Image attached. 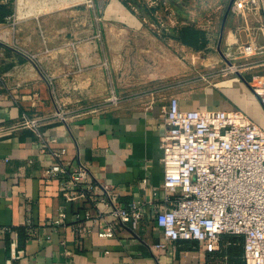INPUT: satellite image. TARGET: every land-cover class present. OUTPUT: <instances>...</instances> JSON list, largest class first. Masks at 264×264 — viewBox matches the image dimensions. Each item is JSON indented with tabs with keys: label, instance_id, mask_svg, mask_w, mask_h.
Segmentation results:
<instances>
[{
	"label": "crops",
	"instance_id": "obj_1",
	"mask_svg": "<svg viewBox=\"0 0 264 264\" xmlns=\"http://www.w3.org/2000/svg\"><path fill=\"white\" fill-rule=\"evenodd\" d=\"M7 4L13 18L0 20V126L15 124L22 113L50 117L57 105L66 107L68 118H50L40 127L41 136L64 147L72 164L84 161L95 176L110 181L122 202L140 199L146 206L137 237L121 230L107 239L94 232L79 235L67 223L52 230L48 222L56 211L69 214L79 205L63 199L57 179H44L53 162L49 148L42 149L30 130L14 129L0 136V264H243L240 237L227 234L219 249L195 240L152 249L162 238L149 217V202L162 180L159 139L168 97L176 96L185 108H240L260 121L261 105L245 82L219 88L221 94L208 88L203 95L186 93L178 76L189 68L193 46L178 33L146 34L145 20L117 0L105 5L101 18L94 6L88 5L83 19L81 8L73 10L78 17L71 35L60 9L74 6L71 1ZM239 24L237 15L227 13L221 27L229 48L246 38ZM70 39L72 50L66 47ZM167 40L184 55L165 48ZM254 71L264 74V66L245 71V79ZM92 106L102 108L76 114Z\"/></svg>",
	"mask_w": 264,
	"mask_h": 264
},
{
	"label": "built area",
	"instance_id": "obj_2",
	"mask_svg": "<svg viewBox=\"0 0 264 264\" xmlns=\"http://www.w3.org/2000/svg\"><path fill=\"white\" fill-rule=\"evenodd\" d=\"M86 2L94 6L95 1ZM228 13L239 17L246 36L234 48L236 57L243 59L238 65H243L244 72L264 66V0H232ZM11 18L12 14L5 17ZM27 56L36 59L33 54ZM241 80L261 105L260 121L240 108H185L174 95L162 108V180L158 189L152 188L155 198L149 202V217L162 239L152 243V249L189 240L219 249L221 235L227 234L241 238L243 264H264V74L254 71L248 80L243 76ZM109 101L116 103L118 97L111 95ZM59 106L50 117L22 113L15 124L0 126V136L14 129H28L36 135L53 159L44 179H57L63 199L79 205L69 214L56 211L48 222L50 228L67 223L79 235L94 232L107 239L117 237L121 230L137 237L146 202H122L110 181L95 176L84 161L72 164L65 158L64 147H53L54 138L41 136L40 127L50 118H68Z\"/></svg>",
	"mask_w": 264,
	"mask_h": 264
},
{
	"label": "rangeland",
	"instance_id": "obj_3",
	"mask_svg": "<svg viewBox=\"0 0 264 264\" xmlns=\"http://www.w3.org/2000/svg\"><path fill=\"white\" fill-rule=\"evenodd\" d=\"M73 2L69 5L68 2ZM94 8L97 12V18L102 17V12L105 5L110 0H94ZM124 5H130L135 10L136 16L144 19L145 33H156L162 37H169L178 33V29L183 26H190L195 29L201 30L204 35V43L202 52H195L197 48L192 47V58L189 59L187 64L189 68L186 71H181L179 81L186 83L183 89L187 93L192 91L196 94H204V89L208 88L215 92L219 88H231L236 81L240 82L241 76L245 78V73L241 69L243 59H239L234 52V48H229L224 43L223 35L224 28L222 26L223 17L227 9L229 0H117ZM67 2V3H66ZM65 5L63 8V21L65 33L71 35L73 33L72 25L73 19L78 17L73 15V10L81 8L80 18H85L87 14L88 3L86 0H64ZM77 5V6H76ZM138 6V7H137ZM76 12V11H75ZM229 15V14H228ZM84 27L82 26V29ZM222 31V32H221ZM221 33V34H220ZM84 35V34H83ZM87 39V38H85ZM71 40V39H70ZM169 44H165L176 55H184L181 48L167 40ZM174 43V42H173ZM219 43V44H218ZM73 41H67V49L72 50ZM231 53L228 56L225 54ZM180 57V56H179ZM203 58V60H202ZM250 93V90L247 89ZM221 94L220 91H217ZM65 110L64 106H59ZM92 107H85L80 109L81 112L88 110ZM67 109V108H66ZM79 111L76 112L78 114Z\"/></svg>",
	"mask_w": 264,
	"mask_h": 264
},
{
	"label": "trees",
	"instance_id": "obj_4",
	"mask_svg": "<svg viewBox=\"0 0 264 264\" xmlns=\"http://www.w3.org/2000/svg\"><path fill=\"white\" fill-rule=\"evenodd\" d=\"M127 4V2H126ZM125 4V5H126ZM133 12L135 10L127 5ZM138 7V6H137ZM11 13L10 5L7 3H0V20L5 18L7 15ZM178 36L183 42H187L193 47L199 49V47H203V43L205 41L203 32L201 30L195 29L193 27L183 26L178 29ZM241 240V238H240Z\"/></svg>",
	"mask_w": 264,
	"mask_h": 264
},
{
	"label": "water",
	"instance_id": "obj_5",
	"mask_svg": "<svg viewBox=\"0 0 264 264\" xmlns=\"http://www.w3.org/2000/svg\"><path fill=\"white\" fill-rule=\"evenodd\" d=\"M231 2H232V0H229V3H228V5H227V9H226V11H225V14H224V18L226 17V15H227V13H228V11H229V8H230V4H231ZM224 18H223V22H224ZM223 22H222V24H223ZM221 34V33H220ZM219 44V43H218Z\"/></svg>",
	"mask_w": 264,
	"mask_h": 264
},
{
	"label": "bare ground",
	"instance_id": "obj_6",
	"mask_svg": "<svg viewBox=\"0 0 264 264\" xmlns=\"http://www.w3.org/2000/svg\"><path fill=\"white\" fill-rule=\"evenodd\" d=\"M111 28V27H110ZM112 29V28H111ZM117 29V28H116ZM112 32V31H111ZM6 34V33H5ZM7 42V41H6Z\"/></svg>",
	"mask_w": 264,
	"mask_h": 264
}]
</instances>
